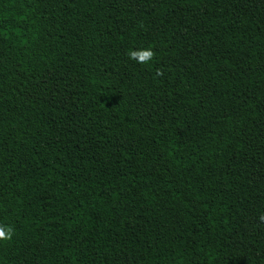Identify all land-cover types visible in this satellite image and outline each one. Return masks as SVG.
<instances>
[{"label":"trees","instance_id":"1","mask_svg":"<svg viewBox=\"0 0 264 264\" xmlns=\"http://www.w3.org/2000/svg\"><path fill=\"white\" fill-rule=\"evenodd\" d=\"M261 213L264 0H0V264H264Z\"/></svg>","mask_w":264,"mask_h":264},{"label":"clouds","instance_id":"2","mask_svg":"<svg viewBox=\"0 0 264 264\" xmlns=\"http://www.w3.org/2000/svg\"><path fill=\"white\" fill-rule=\"evenodd\" d=\"M153 51L150 48L139 50H130L128 53L129 59L135 60L137 63L145 64L153 58ZM258 220L264 223V213L258 216ZM13 229L8 225H0V240H7L11 237Z\"/></svg>","mask_w":264,"mask_h":264}]
</instances>
